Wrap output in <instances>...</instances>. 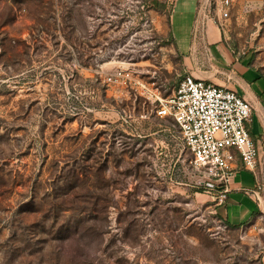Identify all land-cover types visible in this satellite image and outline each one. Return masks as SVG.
Returning a JSON list of instances; mask_svg holds the SVG:
<instances>
[{
	"label": "rangeland",
	"instance_id": "1",
	"mask_svg": "<svg viewBox=\"0 0 264 264\" xmlns=\"http://www.w3.org/2000/svg\"><path fill=\"white\" fill-rule=\"evenodd\" d=\"M172 8L0 0V264H264V212L228 223L173 119L109 80L128 71L172 94L185 75ZM227 18L229 43L264 73V0H238Z\"/></svg>",
	"mask_w": 264,
	"mask_h": 264
},
{
	"label": "built area",
	"instance_id": "2",
	"mask_svg": "<svg viewBox=\"0 0 264 264\" xmlns=\"http://www.w3.org/2000/svg\"><path fill=\"white\" fill-rule=\"evenodd\" d=\"M218 1L222 17L227 18L238 0ZM112 79L129 81L155 103L159 117L173 119L185 148L191 153L192 165L218 183L213 188L218 204L228 198L237 162L256 173L259 147L250 134L253 106L236 91L185 74L172 94L164 97L128 71H119L109 80Z\"/></svg>",
	"mask_w": 264,
	"mask_h": 264
},
{
	"label": "crops",
	"instance_id": "3",
	"mask_svg": "<svg viewBox=\"0 0 264 264\" xmlns=\"http://www.w3.org/2000/svg\"><path fill=\"white\" fill-rule=\"evenodd\" d=\"M214 3L212 9L211 0H175L170 25L174 50L182 59L185 74L232 89L252 104L250 134L257 144L260 126L254 109H264V73L251 52L229 43L227 32L220 27L228 18L222 17L219 1ZM244 170L237 162L228 198L218 208L221 216L234 225L264 212V187L256 173L244 176Z\"/></svg>",
	"mask_w": 264,
	"mask_h": 264
},
{
	"label": "trees",
	"instance_id": "4",
	"mask_svg": "<svg viewBox=\"0 0 264 264\" xmlns=\"http://www.w3.org/2000/svg\"><path fill=\"white\" fill-rule=\"evenodd\" d=\"M220 187H222V185L220 186ZM229 223V222H228ZM231 224V223H230Z\"/></svg>",
	"mask_w": 264,
	"mask_h": 264
}]
</instances>
